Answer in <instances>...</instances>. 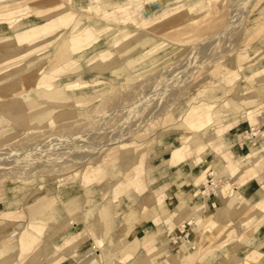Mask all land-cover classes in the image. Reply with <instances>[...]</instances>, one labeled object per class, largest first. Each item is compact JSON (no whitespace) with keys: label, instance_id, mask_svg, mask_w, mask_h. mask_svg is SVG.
<instances>
[{"label":"rangeland","instance_id":"374dc122","mask_svg":"<svg viewBox=\"0 0 264 264\" xmlns=\"http://www.w3.org/2000/svg\"><path fill=\"white\" fill-rule=\"evenodd\" d=\"M188 1L119 0L115 17H97L106 32L92 30L88 45L76 43L85 44L81 50L57 39L25 57L12 52L7 60L12 74L0 81V102L19 98L20 105L0 110V246L6 248L1 264H122L123 251L135 241L139 255L132 261L128 253L123 264H218L223 256H201L225 241L229 249L240 246L245 232L253 243H243L230 258L246 264L249 252H264L263 174L250 184L241 213L217 221L208 233L204 219L189 244L196 248L193 258L179 256L177 240L193 225L188 220L204 215L197 209L213 210L221 186L237 187L227 173L215 174L222 153L205 139L226 127L221 139L256 144L259 162L264 159V93L258 91L264 78V0H197L190 7ZM6 3L20 10L14 14L20 22L56 20V0H1L0 6ZM192 7L201 12L179 26L180 12ZM72 12L68 26L57 28L63 39L73 23L88 25L84 12ZM2 36L13 32L0 18V57L12 47L27 51L14 38L2 42ZM118 39L128 43L126 52H118ZM63 60L71 71L54 73ZM41 76L62 95L59 103L39 97L33 80ZM236 85L235 98L257 96L256 107L226 104ZM207 106L219 108V120L197 140L189 128L195 116L189 113H203ZM200 196L207 202L196 203ZM172 211L176 229L170 231L165 221ZM242 218L249 219L229 235ZM31 225L43 233L23 254L20 235L24 229L33 232ZM160 234L168 241L164 247ZM170 246L165 257L145 259Z\"/></svg>","mask_w":264,"mask_h":264},{"label":"bare ground","instance_id":"6f19581e","mask_svg":"<svg viewBox=\"0 0 264 264\" xmlns=\"http://www.w3.org/2000/svg\"><path fill=\"white\" fill-rule=\"evenodd\" d=\"M57 4L54 8V13H56L54 16H56V20L50 18H46L49 21H47L45 24L37 25L34 22H20L17 15H14L18 11H20L17 8H13L11 5L2 4L0 6V12H3V14H0V18L7 21L9 24V28L13 32V36H2L1 41L6 42L10 41L11 38L15 39L16 42H18L21 47L20 49L27 48L26 52H18L19 48H9L6 52V56L2 55L0 57V77L3 81L4 79H8L9 76H11V72H8V61L12 58L11 54L12 52L16 51L17 53L15 56L25 57L27 55H30L31 53H34L36 51L42 50L43 46H48L52 44L57 39L63 40L64 43L69 44L70 48H72L73 51L81 50L83 47H85V44L88 45V42L90 40L89 34L91 31L101 32L103 34L106 32V28L101 23V19H98L97 17L101 18H107L115 17L116 13H119L121 10H114L119 5V0H87L86 3H83L79 0H56ZM197 0L188 1V6L196 4ZM222 0H219V3ZM1 2V0H0ZM185 2V1H184ZM28 5V4H27ZM65 9H68L65 11ZM202 8H185L183 11L180 12L178 16V23L179 26H182L184 28L185 21L188 19V17L198 15L201 12ZM72 11H79L84 12L83 17L85 20H87L88 25L79 27L78 22L73 23V25L69 29V36L68 38L62 37V34L59 35L57 33V28L59 25L68 26V23L73 18L74 14ZM116 11V13H115ZM6 16V17H3ZM41 16L47 17L46 14H41ZM116 19V18H114ZM177 23V24H178ZM262 24V23H261ZM67 29V28H66ZM187 27L174 34V37H178L180 33H186ZM122 39L115 40L114 42H120ZM78 42H87L83 45H77ZM44 44V45H42ZM26 45V46H25ZM45 46V47H46ZM128 43H122L120 42L118 44V52H126L128 50ZM8 60V61H7ZM34 63V62H33ZM33 63H29L26 67H30ZM132 62H128L127 64L130 65ZM72 65L69 64L68 61H62L59 67H57L54 70V73L64 74L71 71L70 67ZM74 68V67H73ZM25 69V68H24ZM24 69L18 70L15 72L21 73ZM70 69V70H69ZM125 68H119L115 70V73H119L120 71H124ZM264 71V70H263ZM49 78L47 76H41L37 80H33L36 85H38V92L39 97L49 103V104H57L61 101L62 95L56 92V90H53L51 88V85L46 84L45 82ZM259 93H264V78L258 81ZM1 86V83H0ZM240 90V86L236 85L231 89V96L233 98L229 99L226 104L231 105L235 108H238L240 105L247 106L248 108H254L258 104L257 96H251L248 93L243 94L241 97H236L235 94H238ZM257 91V90H256ZM20 100L19 98L16 99H9L3 102H0V110L5 111L6 105H11L13 109L16 107H19ZM221 104H219L220 106ZM223 106V105H222ZM219 108L218 109H210V106H207V109L205 112L198 113L194 110H191L189 115L195 116L189 121V128L191 130L196 131V138L197 140H202L203 137L206 135L207 129L210 126L215 125L214 123L219 120ZM238 110V109H237ZM221 112V111H220ZM222 113V112H221ZM252 113L248 112L250 115ZM216 119V120H215ZM251 119V116H250ZM259 120V119H258ZM222 122V121H220ZM227 128L219 129L216 131L215 135L212 137H207L205 140L209 143H213L212 147L214 150L221 152L222 155L218 162V167L215 168L216 172L215 174L219 172L227 173V175L233 178V181L236 182L237 187H233L230 184H225L224 186H221V196L218 198L213 199L214 208L211 211L205 210V206H202L200 208H196L198 211L202 210L204 215L202 217H197V219H189L188 222H191L193 225L190 228V233H188L185 238L179 237L177 240V247L179 250V256L181 260H191L196 253L195 247H189V244L193 242V238L196 236L197 231L201 229L205 225V221L208 223L207 226L204 228V232L208 233L211 230V226L214 225L217 221H223L227 222L229 219H234L238 213H241L243 208V203L245 200V197L249 195L248 188L252 182H260V178L263 177L264 174V159L259 162V153L261 150L259 148H256V144H250L245 142L243 146V149L246 151V155L243 158L241 155H243V151L241 146L237 144L236 140H226L221 139L224 135L223 132ZM233 129V128H232ZM223 131V132H222ZM256 135V134H254ZM195 136V135H194ZM221 139V140H220ZM203 146H199V151H202ZM184 147H181L179 151H182L184 154ZM180 152H177L173 158V161L178 162L181 158L179 157ZM243 158V159H242ZM201 159L195 160V165H200ZM221 167V168H220ZM260 177V178H259ZM204 181V170L201 173V175L197 176L195 179L194 185L199 186L200 183ZM210 183V182H209ZM220 188V187H219ZM227 190H229L227 192ZM239 190V191H238ZM198 192V191H197ZM197 192L194 193V195H197ZM207 202L206 200H203L202 196L198 197L196 199L197 202ZM211 201V200H210ZM173 215L171 218L166 219L165 224L169 228L170 231L176 229V223L173 221V216L175 215V211H172ZM184 215V214H183ZM205 219V221H204ZM227 219V220H225ZM249 218H242L240 221L236 222L232 228L231 231H229V235L233 233H238V229H241L247 222ZM235 221V220H234ZM184 227V226H183ZM32 231H28V229H24L21 232L19 244L21 247V251L23 254L27 253L31 249L35 247V245L39 241V237L42 235V229L38 225H31ZM186 234V233H185ZM160 245L159 246H165L168 241L164 239L163 234L159 235ZM254 241V237L251 235L250 232H245V234L241 237L240 246L237 244L233 248L229 249L227 246L229 244V241H225L224 243L219 244L218 246L212 248L211 250H208L204 253V255L201 256V259H206L205 256H223V260L219 262L218 264H236L237 257L230 258L231 255H233L232 252H235V250H241L244 247V244H252ZM194 243V242H193ZM244 243V244H243ZM18 245V244H17ZM138 244L136 241L130 246L128 251H123L122 256V262L124 263V260L127 259V254H133L134 258L132 261H134L139 255L137 253ZM156 248V247H155ZM154 248V249H155ZM121 249V248H120ZM36 250V249H35ZM171 250L170 247L163 248L162 252H158L157 254L153 255L151 258H145L149 260L150 262L159 260L163 256L165 257ZM6 251V248L4 245L0 246V260L4 252ZM152 250L147 251V255H150L152 253ZM232 253V254H231ZM210 258V257H209ZM213 258V257H212ZM214 258V259H215ZM144 259V260H145ZM246 264H264V252H259L258 250H253L249 252L246 256ZM209 261V260H208ZM212 262V261H211ZM2 261H0V264ZM131 264V263H130Z\"/></svg>","mask_w":264,"mask_h":264}]
</instances>
